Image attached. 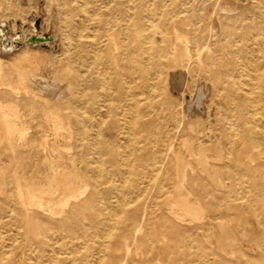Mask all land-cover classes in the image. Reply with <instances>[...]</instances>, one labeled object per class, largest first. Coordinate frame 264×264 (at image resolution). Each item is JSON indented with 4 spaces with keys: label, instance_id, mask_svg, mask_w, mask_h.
<instances>
[{
    "label": "rangeland",
    "instance_id": "374dc122",
    "mask_svg": "<svg viewBox=\"0 0 264 264\" xmlns=\"http://www.w3.org/2000/svg\"><path fill=\"white\" fill-rule=\"evenodd\" d=\"M212 1L0 0V264H264V43L210 61L264 0Z\"/></svg>",
    "mask_w": 264,
    "mask_h": 264
},
{
    "label": "bare ground",
    "instance_id": "6f19581e",
    "mask_svg": "<svg viewBox=\"0 0 264 264\" xmlns=\"http://www.w3.org/2000/svg\"><path fill=\"white\" fill-rule=\"evenodd\" d=\"M211 4H212V9H213L214 13L219 11V12H223L226 14H231V13L235 12L237 10V8L239 7V5H234L228 1H220V0L212 1ZM262 22H264V20L262 21V18L259 16H254V17L250 18L249 21L243 26V28L241 30L242 32L239 36L237 35L238 32H236V30L226 29L224 33H225V36L227 37L226 42L228 44V47H230L229 41L231 39H233L235 37H237V38L239 37V40H240L239 48H238V50H235V49L227 50L226 48L225 49L222 48L223 46H219L218 42L215 43L213 51L211 52V56H210L211 64L214 65L216 63H220L222 60L228 59V58L232 59V61L235 62V61H237L238 55L240 56L238 58L245 59V60H247V62L255 61V54H254V50H253V45L256 46L258 48L257 51L260 52L259 45L264 43V39L261 37V36H264V25ZM117 24L118 23H116L115 25H117ZM112 25H113V22L109 23L108 27H112ZM130 26H133V25L131 24ZM174 30L175 29H173V32H174L173 36L175 39H174V41L169 42L171 49H173V52L177 51L178 47L180 49L182 48V49L186 50V46H188L187 43H189V40H187L185 38V33H183V32L182 33H178V32L176 33ZM133 37H134V35H133ZM200 39H202V38L197 37L195 40V43L197 46V48L195 49V55H196L195 57H197L196 59L198 60L197 62H199V64H201V50H202V48L207 47V43L199 44L200 47H199V45H197L200 42ZM202 46H204V47H202ZM261 69H264V67ZM141 73L146 74V70L142 69ZM263 76H264V74H263ZM20 79H21L22 86H24V88L26 89L27 84L25 85V83H23L22 77H20ZM263 88H264V79L262 81V89ZM139 94L140 93L138 91L134 95H139ZM14 117H15L14 113L7 114L5 111L0 109V124L1 125H6L7 122H8V127H9V125H11V126L15 125V123L13 121ZM63 203H64V201H63Z\"/></svg>",
    "mask_w": 264,
    "mask_h": 264
},
{
    "label": "water",
    "instance_id": "95a60500",
    "mask_svg": "<svg viewBox=\"0 0 264 264\" xmlns=\"http://www.w3.org/2000/svg\"><path fill=\"white\" fill-rule=\"evenodd\" d=\"M26 41L29 43L45 44L48 41H51V37L49 36L38 37L36 35L31 34L27 37Z\"/></svg>",
    "mask_w": 264,
    "mask_h": 264
}]
</instances>
